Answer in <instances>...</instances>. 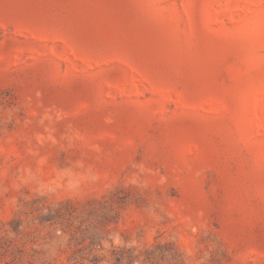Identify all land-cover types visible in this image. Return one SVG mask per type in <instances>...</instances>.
I'll list each match as a JSON object with an SVG mask.
<instances>
[{
  "label": "rangeland",
  "instance_id": "rangeland-1",
  "mask_svg": "<svg viewBox=\"0 0 264 264\" xmlns=\"http://www.w3.org/2000/svg\"><path fill=\"white\" fill-rule=\"evenodd\" d=\"M0 264H264V0H0Z\"/></svg>",
  "mask_w": 264,
  "mask_h": 264
}]
</instances>
